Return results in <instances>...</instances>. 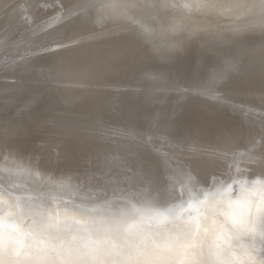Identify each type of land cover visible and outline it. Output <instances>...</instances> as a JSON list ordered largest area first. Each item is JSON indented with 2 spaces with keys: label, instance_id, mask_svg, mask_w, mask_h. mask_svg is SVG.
Here are the masks:
<instances>
[{
  "label": "bare ground",
  "instance_id": "6f19581e",
  "mask_svg": "<svg viewBox=\"0 0 264 264\" xmlns=\"http://www.w3.org/2000/svg\"><path fill=\"white\" fill-rule=\"evenodd\" d=\"M203 1L226 18L242 0ZM94 50L61 72L70 98L98 100L128 68V47ZM254 100L244 122L179 138L95 119L0 130V261L264 264V93Z\"/></svg>",
  "mask_w": 264,
  "mask_h": 264
},
{
  "label": "water",
  "instance_id": "95a60500",
  "mask_svg": "<svg viewBox=\"0 0 264 264\" xmlns=\"http://www.w3.org/2000/svg\"><path fill=\"white\" fill-rule=\"evenodd\" d=\"M26 1L32 4L24 7L27 24L19 21L31 28L30 36L17 47L18 40L0 39L2 131L95 119L124 123L142 137L179 138L244 122L245 107L264 93V18L254 24L259 27L239 33L226 26L221 31L197 25L181 29L179 22L187 18L165 29L160 14L168 0H122L125 7L118 0H88L78 9L81 0ZM172 1L184 5V0ZM209 7L204 10L210 12ZM16 14L0 12V20ZM35 15L44 18L36 28L31 26ZM181 31L182 42L171 39ZM105 42L128 47V68L98 100L70 98L59 84L62 70L89 63L94 47Z\"/></svg>",
  "mask_w": 264,
  "mask_h": 264
},
{
  "label": "rangeland",
  "instance_id": "374dc122",
  "mask_svg": "<svg viewBox=\"0 0 264 264\" xmlns=\"http://www.w3.org/2000/svg\"><path fill=\"white\" fill-rule=\"evenodd\" d=\"M87 1L88 0H81L80 3H78L79 5L76 4V7L74 9H78L79 7H83L85 5V3H87ZM99 1H101V3H109L111 0H99ZM118 1H119L120 6H123V7L126 6L125 1H123V2H122V0H118ZM242 1H244V2H242ZM242 1L237 2L239 4H237L236 13L234 14V16H232L231 18L230 17L228 18V16H227L225 18V16L218 15V13L215 14L213 12V10H211L210 12L206 11L208 9L205 8L206 3L204 1L201 2V4L203 6L200 5V7H201L200 8L199 6L186 7L185 5H180L178 2H173L172 0H168V2L166 1L164 3V5H165L164 11H162V13L160 14L161 15L160 16L161 17L160 22H161L162 27L167 29L170 25L172 26L175 23H177L178 21H180L179 20L180 18H187L186 20H184V22H182V21L179 22L182 26L181 29H183V28L187 29L186 28L187 25H189V26L193 25V27H197V26L201 27V26H204L203 24H206L207 26L200 28V30L208 29V30H214V31H221V28L226 26V27H230V28H235V30L238 31L237 33L245 31L246 29H249L252 27H259V25H254V24L258 21H261L264 18V6H263L264 0H260V3H259V0H253V1L252 0H246L247 2H245V0H242ZM19 2L20 3L22 2L23 4L22 3L19 4ZM218 2H219V0H218ZM11 3L12 2L9 0H8V2H7V0H0V12L5 11V13L7 12V14H8V13L17 11V15L14 16L15 18L13 17V18H11V20H10V18L4 19V21L6 23L3 21V19L0 20V39H3V37L10 39L12 41H15L17 39L18 40V42H16L17 43L16 47H17L18 45L21 44L22 40H25L28 38L29 34L26 35L27 34L26 30L29 27H24L25 28L24 29L21 26L24 25L23 21H25V23L27 21L26 20L27 17H25V15L27 14V12H26L27 10L24 7L25 6L30 7V5L32 7V4H30L26 0H22V1L16 0L13 2L14 5ZM207 3L209 4L208 6H210L211 2H207ZM16 4L18 5V7L16 6ZM21 5H22V7H21ZM158 5H159V3H158ZM15 7H16V9H15ZM202 7H204L206 10H204ZM73 12H75V11H73ZM73 12L71 11V15L74 17L75 13L73 14ZM19 16H20L21 20H23V19H25V20L19 21ZM221 17H223V18H221ZM43 19H44L43 17H39L38 15H35L33 18L34 21H32L31 26L35 27L34 22L36 23L37 26H39L41 24L40 22H43ZM12 20H14L15 23ZM38 22H39V24H38ZM19 23L21 25H19ZM199 23L201 24V26ZM194 25H197V26H194ZM11 26H12V28H11ZM29 29H31V28H29ZM29 29L27 30V32L30 31ZM8 31H10V32H8ZM13 31L15 34L13 33ZM21 32H22V34H21ZM3 34H4V36H3ZM10 35H12V36H10ZM183 35H184V33L181 31V32H178L176 34H172L171 39L176 41L177 43H180V42H182V39L184 38ZM15 36H18V37L15 38ZM19 40H20V42H19Z\"/></svg>",
  "mask_w": 264,
  "mask_h": 264
},
{
  "label": "snow or ice",
  "instance_id": "6c2138e0",
  "mask_svg": "<svg viewBox=\"0 0 264 264\" xmlns=\"http://www.w3.org/2000/svg\"><path fill=\"white\" fill-rule=\"evenodd\" d=\"M0 243H2V237H0ZM0 264H3V261H0Z\"/></svg>",
  "mask_w": 264,
  "mask_h": 264
}]
</instances>
